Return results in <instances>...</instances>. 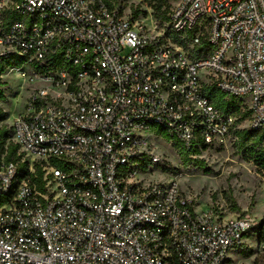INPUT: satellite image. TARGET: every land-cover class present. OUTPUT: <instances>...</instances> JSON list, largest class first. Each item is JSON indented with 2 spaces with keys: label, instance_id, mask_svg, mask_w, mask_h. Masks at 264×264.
Returning a JSON list of instances; mask_svg holds the SVG:
<instances>
[{
  "label": "built area",
  "instance_id": "obj_1",
  "mask_svg": "<svg viewBox=\"0 0 264 264\" xmlns=\"http://www.w3.org/2000/svg\"><path fill=\"white\" fill-rule=\"evenodd\" d=\"M7 7L21 18L4 26ZM168 30L213 52L192 59ZM54 55L67 67L37 69ZM0 64L33 85L13 140L45 182L15 189L17 165L0 164V264H231L256 218L199 210L177 181L141 179V162L160 161L156 128L188 148L264 128V0H177L163 25L104 0H0ZM208 84L243 101L247 126Z\"/></svg>",
  "mask_w": 264,
  "mask_h": 264
},
{
  "label": "rangeland",
  "instance_id": "obj_2",
  "mask_svg": "<svg viewBox=\"0 0 264 264\" xmlns=\"http://www.w3.org/2000/svg\"><path fill=\"white\" fill-rule=\"evenodd\" d=\"M113 8L119 9L124 16L142 24L152 25L156 21L150 0H110ZM177 0H169L172 6ZM137 12V13H136ZM2 17V16H1ZM18 19L21 16L18 14ZM159 23V22H158ZM160 24V23H159ZM4 82L5 99L0 100V108L7 112L5 124L12 126L15 117L24 111L25 101L33 85L21 77L18 70L6 68L0 75ZM248 120L242 122L247 126ZM154 142L153 151L160 157V161L153 162L140 176L144 181H170L179 183L186 195L194 198L199 210L210 207L222 209L227 215H242L256 218L258 223L264 218V173L253 161L248 160L234 148V135L228 136L222 142L208 145L199 155L204 158L207 166L212 170L205 173L202 169L191 166L185 168L172 144L164 138L150 136ZM20 152H23L20 150ZM4 156V155H3ZM24 159L30 165L39 164L27 154ZM164 167L173 171H165ZM257 223V224H258ZM257 224L255 226H257ZM255 226L252 233L255 232ZM246 246L253 249L250 257H244L239 248L231 250V264H264V243L257 237L247 238Z\"/></svg>",
  "mask_w": 264,
  "mask_h": 264
},
{
  "label": "trees",
  "instance_id": "obj_3",
  "mask_svg": "<svg viewBox=\"0 0 264 264\" xmlns=\"http://www.w3.org/2000/svg\"><path fill=\"white\" fill-rule=\"evenodd\" d=\"M150 5L154 10L156 20L163 25L169 20V13L173 7L170 5L169 0H150ZM104 2L113 7L110 0H104ZM137 13V12H136ZM18 13L11 7H7L2 14V23L4 26L11 25L14 21L18 20ZM173 41L189 53L192 59H198L201 57H207L213 52V48L210 44L202 38L199 42L193 44L197 30L189 32L185 36H179L173 34L170 30L167 31ZM24 62L23 58H14L13 60L7 61L6 65H17L20 66ZM5 64H0V75L6 70ZM37 69L42 72L54 70L58 67H67V64L63 61L60 55H54L49 57L45 62L36 63ZM4 82L0 81V100L5 99L4 93ZM203 92L212 100L213 104L224 112L234 113L238 120L237 123L240 125L244 120H249L251 117V110H243V101L233 95H229L226 92L220 90L214 84H208L203 87ZM7 119V112L0 108V164L3 161L13 162L17 165V176L14 182V188L23 180H28L32 185H36L39 189L44 187V170L42 165L35 164L34 171L31 170V165L28 160L24 159V152H20V145L13 140V127H8L5 124ZM157 135H160L167 142L172 144V147L176 150L182 165L185 168L194 166L202 169L205 173H210L212 170L207 166L204 158H201L203 149L207 148V144L198 138V144H194L191 148L185 146L179 139H173L167 135L162 128H156ZM234 135V148L237 152L242 153L248 160L253 161L257 168L264 173V128L262 129H251L249 127H238L232 133ZM4 155V156H3ZM152 160L141 162L142 170L152 164ZM165 171H173L169 168L164 167ZM255 233L249 231L246 234L247 238L257 237L260 243H264V218L255 226ZM240 250L244 257H250L254 251L251 247L246 246L245 243L242 245ZM231 261V260H230ZM255 264H261L259 262Z\"/></svg>",
  "mask_w": 264,
  "mask_h": 264
}]
</instances>
